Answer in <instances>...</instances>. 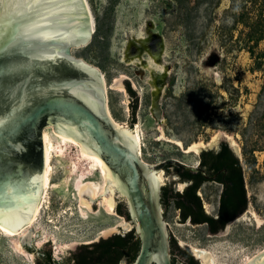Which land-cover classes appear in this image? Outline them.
Returning a JSON list of instances; mask_svg holds the SVG:
<instances>
[{
    "label": "rangeland",
    "instance_id": "rangeland-1",
    "mask_svg": "<svg viewBox=\"0 0 264 264\" xmlns=\"http://www.w3.org/2000/svg\"><path fill=\"white\" fill-rule=\"evenodd\" d=\"M111 1L86 0L93 34L86 44L73 47L72 54L103 75L109 113L121 127L140 134L139 155L145 163L173 159L196 165L198 153L183 150L189 145L199 143L200 149L215 138L233 142L242 162L248 198V207L240 217L230 222L222 235L208 234L205 224L175 222L178 211L172 205L164 217L169 237L179 246H187L198 264H203L195 252L199 248L211 256L210 264H246L264 249V150H260L264 149V70L252 69V59L239 42L240 26L234 25L230 14H224L229 0L213 9L214 19L202 6L186 12L171 0H117L112 12L106 14ZM110 24L107 45L95 34L98 27L106 30ZM150 30L154 35L150 49L166 70L157 83L154 109V76L124 60L129 41L148 37ZM257 51L264 55V40ZM143 63H149L147 55ZM157 73L161 74L160 70ZM126 82L138 96L133 117L134 101ZM45 129L57 151L53 126ZM77 153L78 147L70 145L63 158L52 159L53 173L38 218L21 233L33 228L30 242L35 249L47 240L56 246L91 242L116 224L133 223L116 210L118 203H124L121 192L113 194L112 214L100 209L101 199L96 197L89 210L83 207L85 219L80 218L73 189L75 176L70 173ZM99 178L100 174L93 176L97 182ZM19 237L0 233V264H34L32 256L24 258L12 249L20 243Z\"/></svg>",
    "mask_w": 264,
    "mask_h": 264
},
{
    "label": "water",
    "instance_id": "water-1",
    "mask_svg": "<svg viewBox=\"0 0 264 264\" xmlns=\"http://www.w3.org/2000/svg\"><path fill=\"white\" fill-rule=\"evenodd\" d=\"M90 19L83 0H12L0 8V225L9 231L28 225L42 190L43 130L53 126L100 161L105 178L118 185L115 192L123 193L133 221L116 225L94 241L133 228L140 245L131 264H173L159 191L175 176L163 165L175 164L203 176L205 171L173 159L147 164L138 154L135 133L115 126L103 75L71 50L92 37ZM220 141L227 142L238 156L233 142L225 138L200 147L198 156ZM182 187L174 185L176 190ZM198 194L203 209L212 213L217 185L206 183ZM175 222L183 223L178 218ZM229 224L215 235L224 234ZM32 231L30 227L19 237L26 249L33 248ZM91 242L56 246L47 240L40 246L49 243L53 258L61 261ZM116 264L128 262L121 259ZM246 264H264V249Z\"/></svg>",
    "mask_w": 264,
    "mask_h": 264
},
{
    "label": "trees",
    "instance_id": "trees-1",
    "mask_svg": "<svg viewBox=\"0 0 264 264\" xmlns=\"http://www.w3.org/2000/svg\"><path fill=\"white\" fill-rule=\"evenodd\" d=\"M171 1L179 7V10L186 12L202 6L206 11L210 10L208 14L213 18V9L217 8L222 0ZM116 2L117 0L111 1L110 6L105 12L106 14L112 12ZM224 14H230L234 25L240 26L239 42L242 49L252 59V69L263 71L264 55L258 53L257 49L260 42L264 40V0H229V5L224 10ZM111 28V24L106 30H101L98 27L95 37L106 41L108 45ZM126 89L134 101V107L131 109L133 117L137 109L138 96L129 82H126ZM199 155V166L201 168L208 169V167H213V170L221 168V174L225 175V189L221 194L217 214L215 216L205 214L201 198L197 194L198 186L196 185H189L179 192L173 189L171 183H165L160 187L159 201L161 203V199L164 198L167 201L165 203L169 204V199H173L172 206L175 209L180 208L182 219H187L192 217V215L200 217L204 221H207V229L214 231L211 233H216V231H222L233 216L242 214L247 209L248 198L244 183V170L243 166L239 163L238 157L226 142L216 152L204 149L200 151ZM209 160L212 163H208ZM182 172L190 174L189 171L182 170ZM161 193L163 194L161 195ZM116 210L119 214L129 218L124 203H118ZM230 211L233 212L230 213ZM139 245V238L132 228L123 234H113L107 238H100L98 241L80 245L76 251L70 253L65 264H116L121 259H126L128 264H131L138 253ZM170 247L173 264H177L178 261L181 264H198L190 249L187 246H179L174 238H170ZM53 264H56V262L53 261Z\"/></svg>",
    "mask_w": 264,
    "mask_h": 264
},
{
    "label": "bare ground",
    "instance_id": "bare-ground-1",
    "mask_svg": "<svg viewBox=\"0 0 264 264\" xmlns=\"http://www.w3.org/2000/svg\"><path fill=\"white\" fill-rule=\"evenodd\" d=\"M83 2H84V6H86V8L88 9V4H87L86 0H83ZM90 21H91L90 30H93L92 17H91ZM148 24H149V22H148ZM153 37H154V35L150 30L148 32V37L138 36V38L135 39L134 41H129V43L127 44L126 49H125L126 56L124 58V60L127 61L128 65H132L134 67H140V69L142 71H143V69L148 70L151 73V75L154 76V78H152V80H151V84L153 86V96H152V100H151V108L152 109H154V107L157 105V100H158V95H159L158 94L159 93V87H158L157 83H158L159 79L163 75H165V73H166V70H165L164 66L160 63L159 58L156 55H154L150 49L151 43L153 41ZM144 55H147V58L149 59V63H143V56ZM158 70H160L161 74L157 73ZM101 79H102V84H104L105 82H104L103 76H101ZM109 116H110V114H109ZM113 122H114L115 126H118V127L125 129V130H128L124 126L121 127L114 120H113ZM134 133H135V136L137 139V144H138V154H140L141 153L140 134H137L135 131H134ZM56 134H57V138H58V142H59V147H58L57 151H54L53 150L54 145L51 141V138H50L47 130L46 129L43 130L44 168H43L42 190H41L39 202L36 205L29 221L27 222V224H28L27 226H29V225L31 226L32 224L35 223V221L38 218L39 212L42 208L43 201H44V198H45V195L47 192V188H48L49 183H50V176L53 173V171H52L53 166L51 164L53 157L56 156L59 160L61 158H63L64 153H65V149L67 147H69L70 145H76L78 147V153L75 155L74 159L71 161L70 173H71V175L74 174V176H75L73 179V181H74L73 182L74 183L73 189L76 191V195L78 198V203H79V207H80L78 209L79 210L78 213H79L80 218L85 219L86 213L84 212L83 207H86L89 210L92 207V203H94L93 201L96 197L101 199L99 201L100 209L106 215L112 214L114 211L113 194L115 192V187L118 185L105 178L101 164H100V161L96 157L92 156L91 154L82 151L81 146L78 142L71 140L67 137H64L57 132H56ZM177 144H180V143L177 142ZM199 146H200L199 143L193 144V145H189L187 148H185L183 150H185L186 152L198 153ZM95 174H100V178H101L100 182H97L93 179V176ZM64 183H66V182L64 181ZM119 225H120V223H119ZM22 228H23V226L16 229L15 231H9L4 226L0 225V233L3 235H9V236H17V235L21 236V233L23 231ZM110 229H112V228H110ZM58 246H59V244H58ZM11 247L17 255H21L24 258L25 257L29 258L30 256H32L31 254H28V253L26 254L24 252V250L22 249L21 244L18 242H16ZM195 252L198 255V257H200L202 259L203 264H210V257L211 256L204 253L203 250H200V248L196 249Z\"/></svg>",
    "mask_w": 264,
    "mask_h": 264
},
{
    "label": "flooded vegetation",
    "instance_id": "flooded-vegetation-1",
    "mask_svg": "<svg viewBox=\"0 0 264 264\" xmlns=\"http://www.w3.org/2000/svg\"><path fill=\"white\" fill-rule=\"evenodd\" d=\"M225 143V141H220L217 145V147L215 148H210L209 150H213V152H216L220 149V147ZM227 143V142H226ZM228 145V143H227ZM229 146V145H228ZM230 147V146H229ZM231 148V147H230ZM232 150V148H231ZM233 151V150H232ZM233 153L235 154V152L233 151ZM236 155V154H235ZM237 156V155H236ZM238 157V156H237ZM199 159H200V155H199ZM199 159H198V162L196 163L195 166H199ZM238 160H239V163L242 165V162L240 161V158L238 157ZM208 163H212L211 160H209ZM163 168L168 171V170H172V172L174 173V176L175 178H173V189H174V185L177 184V185H183V187L180 189V188H177L174 189L175 191H182L185 187L189 186V185H196L198 186L197 187V194H198V191L199 189L201 188L202 185L206 184V183H209V184H215L217 185L218 187V197H217V200H216V203H215V206L212 208L213 212L210 213L208 210H204L205 214L209 215V216H215L219 210V205H220V198H221V194L223 193L224 189H225V181H224V174H221V168L219 169H216V170H213L212 168L213 167H208V169H203L205 171V175L206 176H203L202 173L200 171H196V172H193V171H189V170H185L175 164H170V163H166L163 165ZM201 168V167H200ZM183 171H189L190 174H186V173H183ZM243 176H244V172H243ZM171 183V185H172ZM244 183H245V179H244ZM233 185V184H232ZM160 192V191H159ZM160 194V193H159ZM163 193H161L162 195ZM199 195V194H198ZM159 198H160V195H159ZM174 200L173 199H169V204H166L164 200V198L161 199V206L164 208V210L166 211L168 209L169 206L172 205V202ZM160 202V201H159ZM202 208H203V205H202ZM178 211V220L180 222H186V221H189V222H193L192 224H205L206 227L208 226V223L207 221H204L203 219H201L200 217H194L192 215V217H189L187 219H182V216H181V211H180V208L176 209ZM233 210V209H232ZM233 212V211H230V213ZM163 213V211H162ZM241 214L239 215H235L232 217V219H230L228 221L227 224H229L230 222L238 219V217H240ZM226 224V225H227ZM208 230V229H207ZM209 231V230H208ZM210 233L211 232H214V231H209ZM220 231H216V233H211V234H217L219 233ZM27 249L29 250L28 253L30 254H33V263L34 264H53V261L56 262V264H65L66 261H67V257L61 261H57L55 260V258H53L52 254H51V246L49 243H45L43 244L42 246H39L38 247V250L34 251L32 250L33 248H31L30 246H27ZM95 264V263H94Z\"/></svg>",
    "mask_w": 264,
    "mask_h": 264
},
{
    "label": "snow or ice",
    "instance_id": "snow-or-ice-1",
    "mask_svg": "<svg viewBox=\"0 0 264 264\" xmlns=\"http://www.w3.org/2000/svg\"><path fill=\"white\" fill-rule=\"evenodd\" d=\"M11 2H12V0H0V8H3V6L5 4L11 3ZM0 47H2V46H0Z\"/></svg>",
    "mask_w": 264,
    "mask_h": 264
}]
</instances>
